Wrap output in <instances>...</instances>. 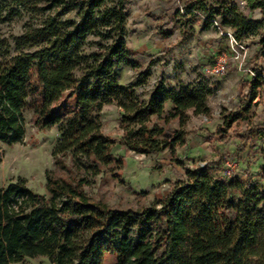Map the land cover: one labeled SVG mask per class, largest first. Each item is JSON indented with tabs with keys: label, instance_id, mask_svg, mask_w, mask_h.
I'll use <instances>...</instances> for the list:
<instances>
[{
	"label": "trees",
	"instance_id": "1",
	"mask_svg": "<svg viewBox=\"0 0 264 264\" xmlns=\"http://www.w3.org/2000/svg\"><path fill=\"white\" fill-rule=\"evenodd\" d=\"M239 1L248 11L259 10L258 19L247 18ZM126 3L0 0V22L14 9L38 15L27 18L20 34L0 40V143L23 140L24 112L30 111L38 129L56 128L53 163L66 173L47 170L42 194L21 178L0 188V264L34 257L50 264H103L107 253L116 256L114 264H264V184L219 178L207 164L184 169L157 203L140 210L94 203L83 190L103 168H120L111 152L116 143L144 155L164 149L174 154L186 143L188 111L210 112L203 86L159 85L140 100L135 89L146 77L118 83V64H132L124 41ZM184 10L201 14L204 27L228 28L237 42L257 37L247 93L222 117L214 132L221 134L246 118L264 87V0H186ZM111 103L122 110L118 140L101 132L99 111ZM171 121L178 126L170 127ZM233 132L239 146L264 137L261 127Z\"/></svg>",
	"mask_w": 264,
	"mask_h": 264
},
{
	"label": "rangeland",
	"instance_id": "2",
	"mask_svg": "<svg viewBox=\"0 0 264 264\" xmlns=\"http://www.w3.org/2000/svg\"><path fill=\"white\" fill-rule=\"evenodd\" d=\"M185 1L127 0L124 41L133 65L121 62L115 72L118 83L124 86L146 77L135 89L140 100H146L159 85L172 89L203 86L209 92L206 103L210 112L193 115L188 111L189 119L182 127L186 132V143L177 147L174 154L164 149L157 154L144 155L117 143L113 145L111 152L116 160H121L120 168L117 164L103 168L99 175L88 177L91 183L83 187L94 203L119 210L149 207L182 178L184 169L207 164L219 178L248 180L259 186L264 184L260 179V167L264 165V137H255L239 146V138L233 135L234 130L240 134L251 127L264 129V87L258 89L245 119L234 122L226 132L214 133L217 125L222 123V117L235 111L247 93L258 49L257 37H246L238 41L237 46L228 28L215 23L204 27L201 14H188L184 10ZM238 7L247 18L258 19L259 10L248 11L240 1ZM13 12L0 22V40L20 34L27 18L38 16L22 8ZM221 58L225 59L227 69L220 76H212L208 69ZM241 58L243 62L238 67ZM169 108L166 104L165 110ZM121 114L122 110L115 103L104 105L99 111L101 132L110 139L118 140L122 135ZM169 126L177 127L178 123L171 121ZM24 128L25 136L20 143L12 146L0 143V188L21 178L28 188L42 194L47 170L66 177L65 172L56 171L53 163L52 150L58 133L55 127L38 129L30 111L24 112ZM221 135L225 136L224 141L219 140ZM166 136L168 133L163 137ZM115 260L114 254L107 253L103 264H114ZM12 264L50 262L46 257H34Z\"/></svg>",
	"mask_w": 264,
	"mask_h": 264
},
{
	"label": "built area",
	"instance_id": "3",
	"mask_svg": "<svg viewBox=\"0 0 264 264\" xmlns=\"http://www.w3.org/2000/svg\"><path fill=\"white\" fill-rule=\"evenodd\" d=\"M241 2V1H240ZM243 3V2H241ZM217 25V23H215ZM228 36H231L229 33H227ZM231 39L233 40V42L238 46V42L231 36ZM239 47L244 50V48L242 46L239 45ZM240 55L236 56V59L239 58ZM243 62V59L241 58V60H238V67H241ZM227 69V64L225 59H219L211 68L208 69V72L212 75V76H220L222 75Z\"/></svg>",
	"mask_w": 264,
	"mask_h": 264
}]
</instances>
